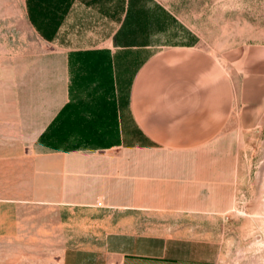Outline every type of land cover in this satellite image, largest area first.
<instances>
[{"label":"crops","instance_id":"obj_1","mask_svg":"<svg viewBox=\"0 0 264 264\" xmlns=\"http://www.w3.org/2000/svg\"><path fill=\"white\" fill-rule=\"evenodd\" d=\"M20 7L40 44L0 53V264L207 262L210 241L138 224L226 210L224 135L264 123V46L234 48L228 70L162 46L152 0Z\"/></svg>","mask_w":264,"mask_h":264},{"label":"rangeland","instance_id":"obj_2","mask_svg":"<svg viewBox=\"0 0 264 264\" xmlns=\"http://www.w3.org/2000/svg\"><path fill=\"white\" fill-rule=\"evenodd\" d=\"M163 10L162 46L194 42L228 67L233 49L264 46V0H152ZM20 0H0V53L9 59L15 50L35 51L40 41L28 32L20 15ZM178 23L177 31L170 26ZM224 138L231 156L226 181V210L152 214L140 218L142 231L187 234L210 241L207 262L195 264H264V123L239 129L229 125ZM216 200L220 197H215ZM199 243V244H198ZM202 247V246H201ZM199 254L196 253V256Z\"/></svg>","mask_w":264,"mask_h":264}]
</instances>
